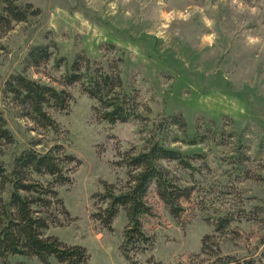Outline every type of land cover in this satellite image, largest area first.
Masks as SVG:
<instances>
[{
	"label": "rangeland",
	"instance_id": "374dc122",
	"mask_svg": "<svg viewBox=\"0 0 264 264\" xmlns=\"http://www.w3.org/2000/svg\"><path fill=\"white\" fill-rule=\"evenodd\" d=\"M21 1L38 7L42 15L18 24L1 40L0 111L15 142L0 148V160L9 167L31 139L42 137L33 122L15 116L2 100L4 80L20 69L32 44L55 43V55L65 57L52 77H59L77 54L94 65H115L144 117L101 122L93 110L95 100L80 82L64 86L29 70L71 97L65 112H51L60 126L58 136L50 133L36 147L46 149L55 138L80 160L70 174L72 182L56 186L68 213L60 214V222L49 225L45 235L86 247V264H129L119 251L124 213H118L111 230L101 228L91 217L92 195L103 190L102 182L125 181L124 168L113 163L140 144L149 121L180 113L188 132L198 130L204 140L168 145L199 153L191 159L195 169L162 163L193 190L181 201L180 215L173 217L150 187L146 201L152 212L141 220L153 244L134 254L136 263L206 264L218 245L221 254L239 262L264 264V0ZM237 155L243 159L241 167ZM224 216L230 222L215 231ZM205 235L208 252H202ZM51 263L58 264L54 258ZM10 264L43 263L13 255Z\"/></svg>",
	"mask_w": 264,
	"mask_h": 264
},
{
	"label": "trees",
	"instance_id": "16d2710c",
	"mask_svg": "<svg viewBox=\"0 0 264 264\" xmlns=\"http://www.w3.org/2000/svg\"><path fill=\"white\" fill-rule=\"evenodd\" d=\"M42 11L21 0H0V49L1 40L18 24L38 19ZM55 43H38L28 47L17 72L9 74L3 82L2 100L14 109L15 116L33 122L42 137L50 133L57 135L60 126L51 112H65L70 104V93L41 78H34L29 70L42 72L61 85L80 82L81 89L95 100L93 110L101 122L142 121L138 103L126 89L121 73L116 66L94 65L90 59L77 54L59 77L52 71H60L65 57L55 55ZM54 76V75H53ZM147 116V115H146ZM146 125L147 135L134 150H124L114 165L124 168L126 179L120 184L105 183L103 190L92 195L93 220L101 228L111 230L112 222L119 212L126 217L119 244L121 255L129 264H137L134 254L147 252L152 238L142 225V217L151 214L146 201L151 186L173 217L183 209L181 201L188 199L193 187L181 183L180 179L162 161L175 162L192 172L199 153H189L168 144L181 142L196 145L204 140V134L195 130L189 133L186 121L180 113L160 115ZM58 136V135H57ZM222 134L220 135V137ZM33 138L29 145L18 152L8 167L0 160V264H10L13 255L36 257L43 264H86L90 253L86 247L67 245L56 236L45 235L49 225L59 221V215L68 213L56 186L72 182L70 176L80 160L68 152L62 142L56 140L39 149L42 139ZM15 137L0 111V148L13 144ZM240 153H238L239 155ZM236 156L241 167L243 159ZM230 222L227 216L215 224L220 231ZM207 235L202 238V252L206 251ZM213 260L206 264H254L253 259L239 262L230 255H223L219 246L211 248ZM149 261V260H148Z\"/></svg>",
	"mask_w": 264,
	"mask_h": 264
}]
</instances>
